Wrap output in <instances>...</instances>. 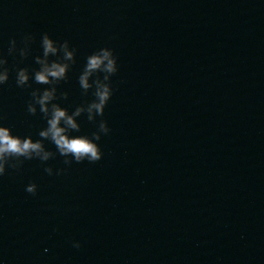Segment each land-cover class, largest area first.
<instances>
[{
  "label": "water",
  "instance_id": "obj_1",
  "mask_svg": "<svg viewBox=\"0 0 264 264\" xmlns=\"http://www.w3.org/2000/svg\"><path fill=\"white\" fill-rule=\"evenodd\" d=\"M101 48L117 71L85 90ZM0 75V127L42 144L0 158V264H264V0H0ZM46 89L100 160L40 137Z\"/></svg>",
  "mask_w": 264,
  "mask_h": 264
},
{
  "label": "clouds",
  "instance_id": "obj_2",
  "mask_svg": "<svg viewBox=\"0 0 264 264\" xmlns=\"http://www.w3.org/2000/svg\"><path fill=\"white\" fill-rule=\"evenodd\" d=\"M44 54L56 53V49L53 47L52 41L45 34L43 39ZM67 46V42L64 43ZM65 58L71 60L73 58V52L65 51ZM66 64L59 62H52L51 64H43L39 71L35 72L34 79L36 82L41 84H49L51 81H57L65 76ZM102 71L106 73L104 80L108 81L109 75L117 71L116 58L112 51L108 48H101L97 52H94L87 58V63L83 73L79 77V83L85 90L89 89L91 85L88 83V78L94 72ZM6 80V76L0 75V82ZM28 80V76L24 70H21L18 74L17 83L24 84ZM98 85L95 96L96 101L90 104L89 110L95 109L97 114L103 113V108L111 95V89L109 84L100 85L99 81H95ZM55 89L44 90L39 96L37 103L40 105V110L49 115L48 104L54 98ZM35 95V93H33ZM29 112L34 113L35 108L29 105ZM81 109H77L75 113L69 115L67 111L57 104L51 105L50 115L47 119V129L42 130L39 135L42 138L50 139L57 147L59 153L63 156L71 155L76 162H81L87 159L90 162H95L101 159L102 153L93 139L87 136H75L69 137L67 132L69 129L78 130L79 126L74 120L75 115L80 114ZM91 119V117H89ZM63 121V127L61 122ZM101 130L107 132L108 129L102 122ZM94 139H99V136L93 133ZM42 151V144L40 141L33 142L31 138H25L21 140L18 136L10 135V130L6 127H0V158L4 155H16V156H28L31 152ZM49 153H45L44 159H47ZM65 163H68L66 160ZM0 173H3V166L0 165ZM36 186L30 184L26 191L29 193H35ZM78 243L74 244V247H79Z\"/></svg>",
  "mask_w": 264,
  "mask_h": 264
}]
</instances>
